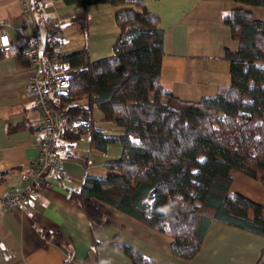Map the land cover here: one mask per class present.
<instances>
[{
  "label": "trees",
  "instance_id": "1",
  "mask_svg": "<svg viewBox=\"0 0 264 264\" xmlns=\"http://www.w3.org/2000/svg\"><path fill=\"white\" fill-rule=\"evenodd\" d=\"M80 2L75 16L87 27L85 7L108 2L130 4L115 12L119 27L112 54L90 60L85 47L65 52L68 88L58 102L68 119L57 141L74 157L77 140L87 137L105 151L121 150L106 163L107 173L85 175L70 195L88 220L101 223L98 202L139 220L171 238L170 248L192 259L212 221L264 236V206L231 193L238 171L264 184V23L244 6L264 0H233L244 5L225 16L238 49L229 52L231 81L214 96L185 100L161 83L163 29L159 17L140 0H61ZM118 132L95 124L94 109ZM133 264L154 259L115 241ZM256 264H264V248Z\"/></svg>",
  "mask_w": 264,
  "mask_h": 264
},
{
  "label": "crops",
  "instance_id": "2",
  "mask_svg": "<svg viewBox=\"0 0 264 264\" xmlns=\"http://www.w3.org/2000/svg\"><path fill=\"white\" fill-rule=\"evenodd\" d=\"M159 17L163 29L161 83L185 100L214 96L231 81L229 52L238 49L225 16L244 5L233 0H140ZM130 4L108 2L85 7L87 27L75 16L80 2L61 0H0V33L12 44L0 47V198L9 190L28 184L21 178L30 160L39 153L43 135L40 113L25 87L34 69L21 48L32 38L31 23L40 28V58L49 49L47 28L51 23L66 52L86 48L96 60L112 54L119 34L115 12ZM264 23V6H244ZM95 124L106 134L118 132L94 109ZM61 146H64L60 143ZM65 149V148H64ZM67 178L48 172L50 188L3 212L0 216V264H133L114 246L118 241L154 259V264H256L264 248V236L212 221L192 259L174 255L171 238L105 203L101 223H92L80 203L70 195L85 175L104 177L106 163L118 157L121 147L110 143L105 151L90 145L87 137L76 141L72 154L63 153ZM231 193H242L264 206V184L234 172Z\"/></svg>",
  "mask_w": 264,
  "mask_h": 264
},
{
  "label": "built area",
  "instance_id": "3",
  "mask_svg": "<svg viewBox=\"0 0 264 264\" xmlns=\"http://www.w3.org/2000/svg\"><path fill=\"white\" fill-rule=\"evenodd\" d=\"M33 36L27 44L22 46L23 54L34 69L29 77L25 90L35 100V106L40 113L43 135L39 143L38 155L29 161L27 169L21 173V178L28 182L24 188L9 190L0 198V216L10 208L21 204L30 197L37 195L52 186L47 178L52 172L60 178H67L68 172L64 167L61 146L57 141L64 121L68 119L64 109L60 108L58 98L68 88L66 65L62 60L65 53L59 37V28L51 23L47 28L49 49L45 51V59L40 58L38 35L40 32L37 23H31ZM12 44L6 32L0 33V47L8 48Z\"/></svg>",
  "mask_w": 264,
  "mask_h": 264
},
{
  "label": "rangeland",
  "instance_id": "4",
  "mask_svg": "<svg viewBox=\"0 0 264 264\" xmlns=\"http://www.w3.org/2000/svg\"><path fill=\"white\" fill-rule=\"evenodd\" d=\"M64 51H65V49H64ZM66 52V51H65Z\"/></svg>",
  "mask_w": 264,
  "mask_h": 264
}]
</instances>
